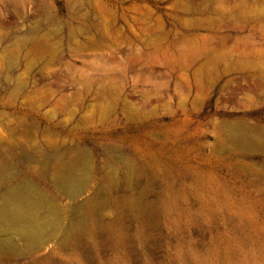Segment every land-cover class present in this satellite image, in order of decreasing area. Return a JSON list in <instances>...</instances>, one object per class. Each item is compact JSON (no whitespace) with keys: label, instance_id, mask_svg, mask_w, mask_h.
<instances>
[{"label":"rangeland","instance_id":"rangeland-1","mask_svg":"<svg viewBox=\"0 0 264 264\" xmlns=\"http://www.w3.org/2000/svg\"><path fill=\"white\" fill-rule=\"evenodd\" d=\"M0 163V264H264V0H0Z\"/></svg>","mask_w":264,"mask_h":264},{"label":"bare ground","instance_id":"bare-ground-1","mask_svg":"<svg viewBox=\"0 0 264 264\" xmlns=\"http://www.w3.org/2000/svg\"><path fill=\"white\" fill-rule=\"evenodd\" d=\"M1 150L2 152L10 151L5 146H1ZM2 167L3 165L0 163V182L9 179V176L1 173ZM60 167H58V172H63ZM77 191L74 189L72 194H76ZM10 194L12 200L3 196L0 204V235L4 238L8 237L6 239L9 240L12 230H17L26 240L43 243L45 236L49 232L52 233L57 224L49 217L41 216L42 221H40L38 209L36 210L26 199H31V191L24 185L19 184L12 187ZM10 229L12 230L10 231Z\"/></svg>","mask_w":264,"mask_h":264}]
</instances>
